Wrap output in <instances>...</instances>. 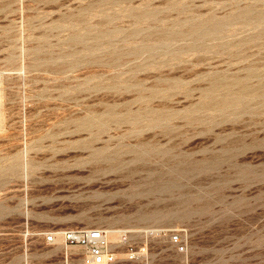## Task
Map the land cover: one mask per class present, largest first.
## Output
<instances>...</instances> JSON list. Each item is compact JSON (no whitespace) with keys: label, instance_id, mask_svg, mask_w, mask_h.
<instances>
[{"label":"rangeland","instance_id":"1","mask_svg":"<svg viewBox=\"0 0 264 264\" xmlns=\"http://www.w3.org/2000/svg\"><path fill=\"white\" fill-rule=\"evenodd\" d=\"M76 229L264 264V0H0V264H85Z\"/></svg>","mask_w":264,"mask_h":264},{"label":"built area","instance_id":"2","mask_svg":"<svg viewBox=\"0 0 264 264\" xmlns=\"http://www.w3.org/2000/svg\"><path fill=\"white\" fill-rule=\"evenodd\" d=\"M62 237L67 246L84 250L85 264H119L117 253L110 248L106 232L101 229L68 230L62 233ZM170 241L179 251L186 250L180 235H171ZM45 242L54 245L57 242V234L49 233Z\"/></svg>","mask_w":264,"mask_h":264},{"label":"bare ground","instance_id":"3","mask_svg":"<svg viewBox=\"0 0 264 264\" xmlns=\"http://www.w3.org/2000/svg\"><path fill=\"white\" fill-rule=\"evenodd\" d=\"M133 12V11H132ZM142 13V12H141ZM263 16V15H262ZM142 19H143V17H141ZM138 19H140V18H137V20ZM146 20H148V19H146ZM145 20V21H146ZM139 22V21H138ZM205 24V23H204ZM196 26V25H195ZM194 26V27H195ZM213 26V25H212ZM213 30V29H212ZM215 30V29H214ZM204 31V30H203ZM188 32H190L189 30H188ZM179 33H181V32H179ZM204 33V32H203ZM177 34H178V32H177ZM202 34V33H201ZM108 35V34H107ZM199 38V37H198ZM241 85V84H240ZM247 85V86H246ZM245 85V87H248V84H246ZM241 87H244V86H241ZM241 87H239V88H241ZM215 90V89H214ZM212 91V90H211ZM241 90H239V92H240ZM248 91V90H247ZM212 92H214V91H212ZM243 92V91H242ZM246 92V91H245ZM243 94V93H242ZM236 95V94H235ZM214 96V95H213ZM243 96H244V94H243ZM242 96V97H243ZM210 97V96H209ZM228 97V96H227ZM233 97V96H232ZM236 97V96H235ZM241 97V96H240ZM239 97V98H240ZM246 97H248V95H246ZM205 98H207L206 96H205ZM205 98H204V100H205ZM231 98V97H230ZM212 99V98H211ZM216 99V98H215ZM224 99H226V98H224ZM228 99V98H227ZM208 100V99H207ZM213 100H214V97H213ZM228 100H230V99H228ZM231 100H233V98L231 99ZM230 100V101H231ZM238 100H240V99H238ZM244 100V99H243ZM212 101V100H211ZM216 101V100H215ZM214 101V103H219L218 101L217 102H215ZM236 101V100H235ZM234 101V102H235ZM241 101V100H240ZM207 102V101H206ZM204 103V101H203V103L204 104H207V103ZM209 102V101H208ZM224 102H226V101H223V104H225ZM239 102V101H238ZM212 104H213V102H211ZM237 103V102H236ZM203 104V105H204ZM210 104V103H209ZM212 104H210V105H212ZM227 104V103H226ZM228 104H229V101H228ZM244 104V103H243ZM246 104H247V102H246ZM208 105V104H207ZM220 105H222V104H220ZM216 106H217V104H216ZM223 106V105H222ZM225 106V105H224ZM227 106V105H226ZM245 106V105H244ZM206 107V106H205ZM217 107H221V106H217ZM216 107V108H217ZM231 107H233L232 105H231ZM218 109V108H217ZM138 115V114H137ZM142 115V114H141ZM139 117V116H138ZM141 117V116H140ZM163 117V116H162ZM160 119H162L161 117H159ZM136 120H138V119H136ZM136 122V121H135ZM138 122V121H137ZM165 188V187H164ZM171 190V189H170ZM155 215V214H154ZM155 217V216H154ZM155 219V218H154ZM111 231H109V232H106L105 230H103V231H105L106 232V236H107V240H108V243H109V246H110V248L111 247H114V246H118L119 244H121V239L119 240V235H120V232L119 231H114L113 229H110ZM128 233V232H127ZM133 233V232H132ZM122 239H123V242H127L128 241V236L126 235V234H124L123 235V237H122Z\"/></svg>","mask_w":264,"mask_h":264}]
</instances>
